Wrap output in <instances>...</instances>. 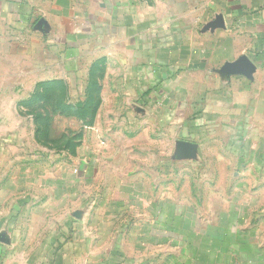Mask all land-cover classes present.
<instances>
[{"label":"crops","instance_id":"obj_1","mask_svg":"<svg viewBox=\"0 0 264 264\" xmlns=\"http://www.w3.org/2000/svg\"><path fill=\"white\" fill-rule=\"evenodd\" d=\"M0 264H264V0H0Z\"/></svg>","mask_w":264,"mask_h":264},{"label":"rangeland","instance_id":"obj_2","mask_svg":"<svg viewBox=\"0 0 264 264\" xmlns=\"http://www.w3.org/2000/svg\"><path fill=\"white\" fill-rule=\"evenodd\" d=\"M58 99V97H57ZM58 103V102H56ZM40 105H47L46 103H41ZM30 110L34 112H39L40 118H39V138L40 141L44 144L47 143H52L55 148H56V152L57 154L52 157L47 155L48 150L44 149L43 147L41 148L40 153L44 152V154H39L38 157H34V160H36L37 158L39 159L40 163H47V161H49L50 164H53V160H55V164L58 165H63L64 163L68 162L67 157H64L62 154L63 148L64 146L66 147L68 145V133L70 130V135H72V137H75V139H77V142L75 140H72L70 142V146L72 151H74L75 147H77L79 145L78 142V136L80 134V129H82L83 127L80 126L79 123H74L76 120L72 117L69 119H65L62 116H56L55 117V123L53 125L54 127V135L55 138H51V134H50V128L51 125L48 124L49 118L51 117V111L52 109H48L46 106H40L39 108H30ZM59 112H62L63 114V108H56V114L59 115ZM48 113V114H47ZM75 115H79V113L72 109V112ZM72 121V122H71ZM32 132H33V124L32 122L29 120L28 123H25V127H24V133L28 136H32ZM43 149V150H42ZM38 154V153H37ZM76 158H72V160H74ZM75 163H77V161H75ZM62 173V169L61 168H57V170L55 171V175L58 177L60 174ZM54 174V173H52ZM77 174V173H76ZM42 180V179H41ZM104 180V176L103 175H99L98 177H94V180L91 181V183L89 184L88 188H87V192H88V205H89V216H92L93 220H91V222H94V217L96 215V211H98V209H101L102 204H99V198H103L102 196L105 195V188L101 187L100 184L101 182ZM104 194L102 195V190ZM185 190H187V193L189 196H194V194H198V189L195 188H188ZM101 193V195H100Z\"/></svg>","mask_w":264,"mask_h":264}]
</instances>
